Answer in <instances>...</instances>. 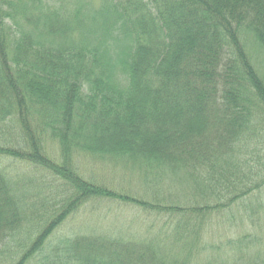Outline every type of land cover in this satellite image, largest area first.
I'll return each mask as SVG.
<instances>
[{"label": "trees", "instance_id": "trees-1", "mask_svg": "<svg viewBox=\"0 0 264 264\" xmlns=\"http://www.w3.org/2000/svg\"><path fill=\"white\" fill-rule=\"evenodd\" d=\"M259 65L264 0H0V264H264ZM99 201L161 226L55 234Z\"/></svg>", "mask_w": 264, "mask_h": 264}, {"label": "rangeland", "instance_id": "rangeland-1", "mask_svg": "<svg viewBox=\"0 0 264 264\" xmlns=\"http://www.w3.org/2000/svg\"><path fill=\"white\" fill-rule=\"evenodd\" d=\"M261 60V59H260ZM259 59L256 60L260 61ZM260 70H264L262 65H259ZM57 145L52 142H46V149L51 155L57 154ZM75 164L79 172L86 177L87 179L91 178L101 183L111 185L114 190L124 191V194L133 196L138 190L143 191L141 186V181H139L138 176H130V169L123 166H116L109 161L95 160L90 157L75 158ZM2 168L8 170L14 175L17 174H27L32 176L42 175L44 181L50 180L44 174H39L38 172H33L30 167L25 165H18L17 170H15V165L12 166V163L8 161H3L1 163ZM46 183H48L46 181ZM49 185V184H48ZM57 185H53L55 187ZM48 190V189H46ZM42 189L37 191V193L43 194ZM140 195V194H137ZM139 217H136L135 211L133 208L127 206H116L115 204H109L107 202H88L83 205L80 210H78L74 215H72L65 224H63L56 232V235L59 236H70L78 234L79 232L84 233V230H94L96 232H114L123 230L124 232L137 233V237L142 239V236L145 235V228L161 226L159 220L156 217L147 216L146 214H138ZM137 219L140 229H136L133 225V221ZM159 222V223H158ZM134 228H131L130 226ZM237 226L241 223H237ZM99 230H96L97 228ZM138 227V226H136ZM258 231V228H256ZM156 233V232H155ZM156 234H152V236Z\"/></svg>", "mask_w": 264, "mask_h": 264}]
</instances>
